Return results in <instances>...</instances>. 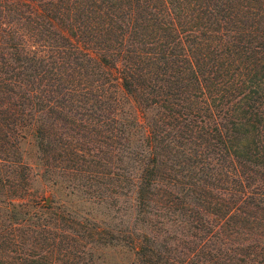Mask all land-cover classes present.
<instances>
[{
	"label": "trees",
	"instance_id": "16d2710c",
	"mask_svg": "<svg viewBox=\"0 0 264 264\" xmlns=\"http://www.w3.org/2000/svg\"><path fill=\"white\" fill-rule=\"evenodd\" d=\"M34 122L45 178L131 198V264H264V0H0V264H93L122 240L28 198Z\"/></svg>",
	"mask_w": 264,
	"mask_h": 264
},
{
	"label": "rangeland",
	"instance_id": "374dc122",
	"mask_svg": "<svg viewBox=\"0 0 264 264\" xmlns=\"http://www.w3.org/2000/svg\"><path fill=\"white\" fill-rule=\"evenodd\" d=\"M117 76V70H113ZM113 96L116 101V116L118 118L128 114H132L140 121L146 123L155 111L152 108H143L135 99L127 93L120 84L119 80H113ZM37 123L33 126H27L19 131L18 152L21 155L22 162L29 167V185L30 194L28 198L34 197L40 204L52 205L62 203L63 208L72 211V215L76 212L78 215L75 219L80 224L71 225V233L85 239L94 235L90 228L110 233V236L120 238V246L104 245L96 242L93 264H131L133 257L129 251L128 236L130 231H134L135 227L141 225L135 221V213L133 212V203L131 198L122 195L120 197L110 194L104 187L103 180L100 184H93L90 189L83 190L74 188L69 178L64 175L61 177L56 173L42 175L44 168L41 165L40 153H38V142L41 138L37 133ZM44 143V141H43ZM76 183V182H75ZM96 183V182H93ZM109 188V187H107ZM102 192L106 195L104 202L93 199L98 197ZM56 205V204H55ZM132 205V206H131ZM86 224L85 228L83 223ZM79 223V222H78ZM143 231V230H141ZM141 231L139 233H141ZM99 241V240H98Z\"/></svg>",
	"mask_w": 264,
	"mask_h": 264
}]
</instances>
